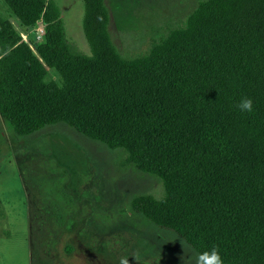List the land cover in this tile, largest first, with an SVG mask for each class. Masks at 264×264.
Returning <instances> with one entry per match:
<instances>
[{
  "label": "trees",
  "instance_id": "1",
  "mask_svg": "<svg viewBox=\"0 0 264 264\" xmlns=\"http://www.w3.org/2000/svg\"><path fill=\"white\" fill-rule=\"evenodd\" d=\"M2 1L32 44L0 14V116L14 133L64 124L124 151L164 188L134 198L132 213L197 256L215 248L223 264H264V0L202 1L134 58L113 44L104 0H83L90 56L67 40L53 0ZM242 96L252 112L237 109Z\"/></svg>",
  "mask_w": 264,
  "mask_h": 264
},
{
  "label": "rangeland",
  "instance_id": "2",
  "mask_svg": "<svg viewBox=\"0 0 264 264\" xmlns=\"http://www.w3.org/2000/svg\"><path fill=\"white\" fill-rule=\"evenodd\" d=\"M53 1L69 43L90 56L83 0ZM104 1L113 44L134 58L147 55L205 0ZM0 14L32 48L31 34L20 30L2 0ZM44 33L39 22L33 31L38 43ZM51 81L61 83L48 69ZM125 159L124 151L64 124L20 137L0 116V264H197L179 237L132 213L134 198L160 199L164 188Z\"/></svg>",
  "mask_w": 264,
  "mask_h": 264
},
{
  "label": "clouds",
  "instance_id": "3",
  "mask_svg": "<svg viewBox=\"0 0 264 264\" xmlns=\"http://www.w3.org/2000/svg\"><path fill=\"white\" fill-rule=\"evenodd\" d=\"M240 112H252L253 111V101L250 97L242 96L236 105ZM197 264H223V260L219 252L213 248L211 252H204L200 254L197 258ZM121 264H127V261L122 260Z\"/></svg>",
  "mask_w": 264,
  "mask_h": 264
}]
</instances>
